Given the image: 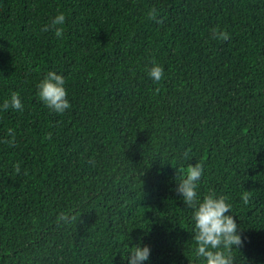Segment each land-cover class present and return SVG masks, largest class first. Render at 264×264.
<instances>
[{
  "label": "trees",
  "instance_id": "16d2710c",
  "mask_svg": "<svg viewBox=\"0 0 264 264\" xmlns=\"http://www.w3.org/2000/svg\"><path fill=\"white\" fill-rule=\"evenodd\" d=\"M49 70L65 76L64 113L36 95ZM13 91L0 264H126L138 242L145 264H202L176 191L197 163L199 195L226 197L243 234L235 264H264V0H0V104Z\"/></svg>",
  "mask_w": 264,
  "mask_h": 264
},
{
  "label": "clouds",
  "instance_id": "9594fccd",
  "mask_svg": "<svg viewBox=\"0 0 264 264\" xmlns=\"http://www.w3.org/2000/svg\"><path fill=\"white\" fill-rule=\"evenodd\" d=\"M148 16L157 23L161 22L157 9L150 10ZM65 19L62 11H58L51 19V26L55 27L57 38L63 37ZM212 31L214 36L228 38L226 30L213 29ZM148 75L154 83H159L164 77V68L160 63L153 61L148 67ZM65 85V76L49 70L37 83L36 95L49 110L64 113L72 107ZM9 107L23 111L24 105L18 92H11L3 104H0V110ZM8 131L11 134L12 130ZM16 170L19 171L18 165ZM202 173L203 167L200 163L187 167L176 188L184 202L193 210L191 219L195 229L196 255L202 264H235L234 250L239 251L244 243L243 234L238 230L236 218L230 214L232 206L227 202L226 197L218 196L214 192L199 195L198 186ZM244 199L247 200V197L245 196ZM150 254V246L139 242L134 243L130 247L126 264H145L149 261Z\"/></svg>",
  "mask_w": 264,
  "mask_h": 264
}]
</instances>
